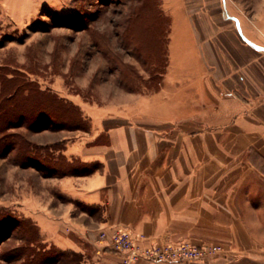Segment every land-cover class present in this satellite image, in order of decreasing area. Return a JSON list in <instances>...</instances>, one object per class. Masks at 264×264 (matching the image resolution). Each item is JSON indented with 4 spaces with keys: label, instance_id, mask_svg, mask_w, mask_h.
I'll return each mask as SVG.
<instances>
[{
    "label": "crops",
    "instance_id": "0c3cea01",
    "mask_svg": "<svg viewBox=\"0 0 264 264\" xmlns=\"http://www.w3.org/2000/svg\"><path fill=\"white\" fill-rule=\"evenodd\" d=\"M163 1L172 18L159 87L89 105L90 130L62 150L88 170L42 176L24 214L81 264H121L100 238L119 228L142 234L143 245H224L185 264H264V20L253 26L221 0L237 37L228 36L206 3ZM9 8L0 0V18L16 19Z\"/></svg>",
    "mask_w": 264,
    "mask_h": 264
},
{
    "label": "rangeland",
    "instance_id": "374dc122",
    "mask_svg": "<svg viewBox=\"0 0 264 264\" xmlns=\"http://www.w3.org/2000/svg\"><path fill=\"white\" fill-rule=\"evenodd\" d=\"M7 1L16 19L0 18V76L22 74L37 87L81 105L84 117L81 125L55 119L53 124L37 126L29 116L27 122L31 118L36 128H28L27 122L16 128L43 145L38 157L26 165L14 160L16 150L9 148L0 154V209L18 218L26 217L23 200L32 185L40 192L42 176L68 173L60 158L71 160L62 150L67 142L90 130L89 105L112 106L137 92L150 93L159 87L168 61L172 17L164 10L163 0ZM189 1L199 7L206 3L205 10L212 16L208 20H214L228 36L237 37L234 22L223 17L221 0ZM230 5L252 24L264 20V0H230ZM14 85L0 81V90ZM33 93L29 99L15 95L14 100L23 101L25 110L34 108L44 97ZM48 154L51 157L46 158ZM73 164L81 167L80 163ZM18 229L17 225L0 226V264H22L23 258L12 251L23 243ZM41 241L47 249L43 257L49 264H58L56 252L49 248H60ZM222 253L224 250L211 257Z\"/></svg>",
    "mask_w": 264,
    "mask_h": 264
},
{
    "label": "trees",
    "instance_id": "16d2710c",
    "mask_svg": "<svg viewBox=\"0 0 264 264\" xmlns=\"http://www.w3.org/2000/svg\"><path fill=\"white\" fill-rule=\"evenodd\" d=\"M18 80V82H17ZM0 81L4 84L7 82L16 83L11 89L1 88L0 90V154L5 153L7 149L11 148L16 150L14 160L19 164H29L32 159L37 158L43 149V145H40L34 141L26 131L20 128L24 122H27V117L31 116L37 124L49 125L53 124V120L67 119L74 124L81 125L84 117L81 115V108L70 102L57 93L41 89L34 85L32 81L25 80L22 74H14L11 77L0 76ZM33 92H37L44 97L43 102H39L38 106L25 110L20 99H15V95H20L23 99H29ZM5 106L1 108V105ZM38 112H37V111ZM35 111L37 113H35ZM40 112V113H39ZM31 120V118H30ZM29 120L28 128H32V123ZM31 122V123H30ZM60 124V122H59ZM39 126V125H37ZM11 128H15L14 131ZM36 128V126H35ZM51 157L49 154L46 158ZM62 156L60 160H63L66 171L68 172H84L88 168L81 165L74 166V162H67ZM10 228L17 225L20 229V235L23 243L20 246L15 247L12 251H15L16 256L23 258L22 264H49L48 260L43 256L46 254L47 249L43 247L40 238L38 225L29 217L12 218L10 214L0 209V226ZM18 229V231H19ZM56 252V262L58 264H81L84 256L81 253L72 250L56 249L54 247L49 248ZM10 255V253H8ZM9 259L7 254H2Z\"/></svg>",
    "mask_w": 264,
    "mask_h": 264
},
{
    "label": "built area",
    "instance_id": "2783aa9c",
    "mask_svg": "<svg viewBox=\"0 0 264 264\" xmlns=\"http://www.w3.org/2000/svg\"><path fill=\"white\" fill-rule=\"evenodd\" d=\"M100 238L106 240L105 247L120 255L121 264H132L139 260H148L153 264H185L203 261L224 250V245L219 242L197 244L189 240L153 241L143 245L141 240L144 236L127 228L115 229L111 234L102 230Z\"/></svg>",
    "mask_w": 264,
    "mask_h": 264
}]
</instances>
